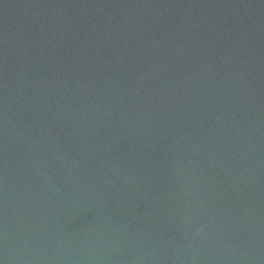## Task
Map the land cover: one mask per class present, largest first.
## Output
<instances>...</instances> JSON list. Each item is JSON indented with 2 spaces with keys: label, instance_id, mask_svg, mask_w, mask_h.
Instances as JSON below:
<instances>
[{
  "label": "water",
  "instance_id": "95a60500",
  "mask_svg": "<svg viewBox=\"0 0 264 264\" xmlns=\"http://www.w3.org/2000/svg\"><path fill=\"white\" fill-rule=\"evenodd\" d=\"M0 264H264V0H0Z\"/></svg>",
  "mask_w": 264,
  "mask_h": 264
}]
</instances>
